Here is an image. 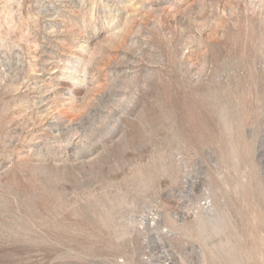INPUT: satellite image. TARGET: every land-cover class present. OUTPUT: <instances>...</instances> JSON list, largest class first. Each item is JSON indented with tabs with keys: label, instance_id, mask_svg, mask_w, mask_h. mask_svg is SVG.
I'll return each instance as SVG.
<instances>
[{
	"label": "rangeland",
	"instance_id": "obj_1",
	"mask_svg": "<svg viewBox=\"0 0 264 264\" xmlns=\"http://www.w3.org/2000/svg\"><path fill=\"white\" fill-rule=\"evenodd\" d=\"M0 264H264V0H0Z\"/></svg>",
	"mask_w": 264,
	"mask_h": 264
}]
</instances>
